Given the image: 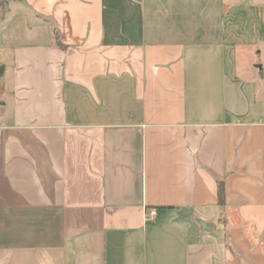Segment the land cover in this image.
I'll list each match as a JSON object with an SVG mask.
<instances>
[{
	"label": "crops",
	"instance_id": "1",
	"mask_svg": "<svg viewBox=\"0 0 264 264\" xmlns=\"http://www.w3.org/2000/svg\"><path fill=\"white\" fill-rule=\"evenodd\" d=\"M2 65L0 264H264V0H0Z\"/></svg>",
	"mask_w": 264,
	"mask_h": 264
},
{
	"label": "trees",
	"instance_id": "2",
	"mask_svg": "<svg viewBox=\"0 0 264 264\" xmlns=\"http://www.w3.org/2000/svg\"><path fill=\"white\" fill-rule=\"evenodd\" d=\"M56 39H57V36H56ZM218 195H219V202L222 203L223 202V198H224L223 185L222 184H219Z\"/></svg>",
	"mask_w": 264,
	"mask_h": 264
},
{
	"label": "built area",
	"instance_id": "3",
	"mask_svg": "<svg viewBox=\"0 0 264 264\" xmlns=\"http://www.w3.org/2000/svg\"><path fill=\"white\" fill-rule=\"evenodd\" d=\"M154 214H155V210L154 209H149L147 211V218H151Z\"/></svg>",
	"mask_w": 264,
	"mask_h": 264
},
{
	"label": "water",
	"instance_id": "4",
	"mask_svg": "<svg viewBox=\"0 0 264 264\" xmlns=\"http://www.w3.org/2000/svg\"><path fill=\"white\" fill-rule=\"evenodd\" d=\"M258 68H260V65H258ZM2 73H3V65L0 66V79H1ZM202 225H203V224H202ZM204 227H205V226H204Z\"/></svg>",
	"mask_w": 264,
	"mask_h": 264
},
{
	"label": "rangeland",
	"instance_id": "5",
	"mask_svg": "<svg viewBox=\"0 0 264 264\" xmlns=\"http://www.w3.org/2000/svg\"><path fill=\"white\" fill-rule=\"evenodd\" d=\"M256 63V61L253 63V64H255ZM6 94V93H5Z\"/></svg>",
	"mask_w": 264,
	"mask_h": 264
}]
</instances>
